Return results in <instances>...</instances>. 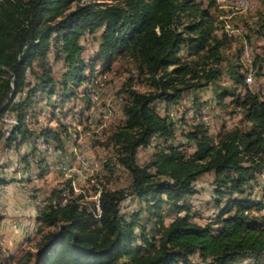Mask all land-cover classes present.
<instances>
[{
    "label": "trees",
    "instance_id": "obj_1",
    "mask_svg": "<svg viewBox=\"0 0 264 264\" xmlns=\"http://www.w3.org/2000/svg\"><path fill=\"white\" fill-rule=\"evenodd\" d=\"M80 1L0 0V120L6 112L15 120L7 133L0 123V141L8 146L32 137L59 141L52 129L36 133L26 122L37 91L34 88L53 86L47 60L51 39L54 35L60 41L58 50L66 66L61 77L65 99L68 91H78L86 77L80 38L85 32L101 30L98 56L105 59V67L114 54H128L158 86L153 93L128 92L122 107L125 124L120 131L133 139L118 157L131 175V193L145 201L147 220L154 221V229L152 234L146 233L140 224L142 210L129 215L120 212V203L128 195L124 190L102 188L98 213L94 205L79 201L81 194L73 196L72 189L67 193L66 187L54 189L36 218L39 229L54 230L42 236L32 264L264 262V217L252 213L260 202L247 190L264 169V94L246 90L238 104L251 123L249 130L236 127L214 144L206 130L196 127L187 134L196 145L190 155L169 144L143 166L135 158L137 148L146 146L152 137L168 139L173 135L172 122L159 115L151 103L174 102L182 91L177 82L188 73L204 78L203 84L215 76V70L189 65L185 59L203 52L207 58L219 60L222 42L212 34L217 28L212 26L209 9L195 0ZM182 14L188 18L184 25ZM183 48L186 54L182 56ZM239 82L242 74L236 78ZM22 93L24 96H18ZM209 171L220 177L219 195L238 196H230L219 207L215 220L201 224L191 216L185 201L195 193L193 182ZM7 182L0 176V185ZM164 205L175 212L169 223L164 222ZM194 255L200 262L192 260Z\"/></svg>",
    "mask_w": 264,
    "mask_h": 264
},
{
    "label": "rangeland",
    "instance_id": "obj_2",
    "mask_svg": "<svg viewBox=\"0 0 264 264\" xmlns=\"http://www.w3.org/2000/svg\"><path fill=\"white\" fill-rule=\"evenodd\" d=\"M82 1L85 0L80 2ZM199 1L203 8L209 9L212 26L217 28L212 34L221 39L219 60L207 58L203 52L186 55L185 59L189 65L196 64L205 69L215 70V76L207 84H203L204 78L194 77L188 73L183 81L177 82V87L182 91L174 102L156 100L151 103L159 115L172 122L173 135L168 139L154 136L146 146L138 147L135 158L139 165H145L159 150L166 149L169 144L190 155L196 145L187 134L196 127L206 130L207 136L214 144L221 136L236 127L241 130L251 128V123L245 119V113L238 104L246 90L259 95H262L264 90V0H250L252 3L250 9L231 15L230 18L231 12L218 9L215 0L213 2L195 0V3ZM75 3L73 2L71 9L75 7ZM181 21L182 25L188 22L185 14L181 15ZM225 21L234 29L242 27L241 35L234 33L227 35L223 28ZM100 33L101 30L94 33L85 32L79 40L80 59L85 66L84 74L97 81L87 85V90L82 84L77 88L78 91L73 93L68 91L65 99L61 94V77L66 71V66L58 50L60 41L53 35L47 54L53 86L45 89L34 88L37 91L32 96L26 119L29 129L36 133L42 129H52L58 134L59 141L46 140L50 152L44 151L37 163L25 162L24 166L21 162H24L27 153L34 150L37 138H29L19 145L17 139L9 146L6 141H0V176L6 178L9 183L8 189L0 190V196L14 191V188L21 190L25 199L35 207L38 216L42 209V201H45L54 189L66 187L67 193L70 188L73 196L82 195L79 201L90 206L92 204L96 209L102 188L124 190L128 195L120 203V212L129 215L142 210L140 224L146 233L152 234L154 221L147 220L145 201L131 193V175L120 164L118 157L124 153L125 145L133 139L120 131L125 124L122 107L128 99V92L135 90L153 93L158 90V86L147 73L136 66L128 54H114L109 67H105V59L98 56ZM245 46L251 49L253 63L257 69L255 82L250 86L243 82L244 67L241 54ZM181 54L182 56L186 54L184 48ZM36 71L40 73V69ZM240 74L242 82L236 83V78ZM27 76L33 80L29 73ZM18 96H24V93ZM14 121V115L8 112L3 114L0 123L6 133ZM218 179L220 177L213 171L202 173L193 182L195 193L186 197L185 202L189 204L191 216L198 223L204 224L215 220L219 207L230 196H238L235 193L219 195L216 192ZM247 190L252 191L251 185ZM262 194L264 191L260 192L258 197ZM250 196L256 201L255 197H252V192ZM37 197L38 200L35 202ZM162 213L165 223H169L175 216L169 205L163 206ZM33 225L31 229L34 230H29L32 236L19 242L23 247L17 244L11 248L12 250L7 249L8 239L0 233V264L33 263L42 236L47 231L54 230L44 227L39 229L40 224L36 220ZM192 260L199 261L197 255H194ZM246 260L249 261L244 264L254 263L253 259L243 261ZM257 264L264 262L260 260Z\"/></svg>",
    "mask_w": 264,
    "mask_h": 264
},
{
    "label": "built area",
    "instance_id": "obj_3",
    "mask_svg": "<svg viewBox=\"0 0 264 264\" xmlns=\"http://www.w3.org/2000/svg\"><path fill=\"white\" fill-rule=\"evenodd\" d=\"M215 5L218 7V9H221L225 12H231L229 14V18L231 15L241 13L247 9H250L252 7V3L250 0H215ZM224 31L227 35L236 34L241 35L243 32V28H232L231 24L229 22L225 21L224 25ZM182 50L180 51L179 55H182ZM252 51L247 46L244 47L243 52L241 54V60L242 65L244 67V73H243V82L246 85H252L255 82V74L257 72L256 67L253 63V56L251 55ZM96 82L97 80H94L91 78V76H87L82 84L84 85V89L87 90L89 84H92L93 82ZM81 84V85H82ZM253 92V91H251ZM255 93V92H254ZM264 94V90H262V95ZM260 95V96H262ZM96 98V97H95ZM204 120H206V117H204ZM15 122V121H14ZM27 125L28 121L26 119ZM48 142L44 139L37 138L34 143V150L31 153H27L26 157L24 159V162H21V165L24 166L26 163L33 164L34 162H38L41 159V155L45 152H50V148H48ZM251 189H252V197H255L256 201L260 202V206L258 209H254L252 213L264 217V194L260 195L258 197V194L262 191H264V169H262L260 172L256 174L255 179L251 182ZM38 197L35 199V202H37ZM45 201H42L41 207L44 206ZM97 212L99 213V208L97 204Z\"/></svg>",
    "mask_w": 264,
    "mask_h": 264
},
{
    "label": "crops",
    "instance_id": "obj_4",
    "mask_svg": "<svg viewBox=\"0 0 264 264\" xmlns=\"http://www.w3.org/2000/svg\"><path fill=\"white\" fill-rule=\"evenodd\" d=\"M8 188V182L0 185V190ZM0 205V233L2 235L4 234L5 239H8L9 244H7V249H11L16 247L23 238H28L30 236L29 230H34L31 228H33V222L37 217L35 213L36 209L25 199L21 190L17 188H14L12 192H7L0 196ZM20 245L22 244L18 246ZM21 247H23V245ZM247 261L249 260L236 264H244Z\"/></svg>",
    "mask_w": 264,
    "mask_h": 264
},
{
    "label": "bare ground",
    "instance_id": "obj_5",
    "mask_svg": "<svg viewBox=\"0 0 264 264\" xmlns=\"http://www.w3.org/2000/svg\"><path fill=\"white\" fill-rule=\"evenodd\" d=\"M100 212V211H99ZM95 213H96V211H95ZM101 213V212H100Z\"/></svg>",
    "mask_w": 264,
    "mask_h": 264
}]
</instances>
